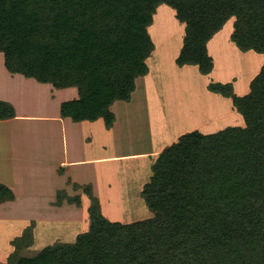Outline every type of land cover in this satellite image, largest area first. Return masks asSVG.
I'll return each instance as SVG.
<instances>
[{"label": "trees", "instance_id": "1", "mask_svg": "<svg viewBox=\"0 0 264 264\" xmlns=\"http://www.w3.org/2000/svg\"><path fill=\"white\" fill-rule=\"evenodd\" d=\"M160 4L185 23L177 61L213 67L207 42L231 17L239 49L264 52V0H0V53L11 73L54 88L74 87L61 102L73 121L115 119L148 72V26ZM232 96L243 124L217 122L164 147L142 190L152 217L129 223L102 214L93 198L90 224L72 243L49 245L14 264H264V64ZM15 114L0 100V118ZM13 196L0 183V202Z\"/></svg>", "mask_w": 264, "mask_h": 264}, {"label": "rangeland", "instance_id": "2", "mask_svg": "<svg viewBox=\"0 0 264 264\" xmlns=\"http://www.w3.org/2000/svg\"><path fill=\"white\" fill-rule=\"evenodd\" d=\"M234 22L235 17L228 19L208 40L207 51L213 58V67L208 73H203L198 64H181L177 61L183 46L186 25L177 17L176 10L167 4H160L156 8L153 21L148 26V33L154 45L146 59L149 77L148 72L137 77L140 87L133 94L135 103L140 102L138 107L142 105L143 100L145 103L146 98L148 103L150 98L147 105V110L150 107V128L145 109L139 114V119L135 120V123H138L137 131L135 132L137 126L133 125V122L132 128L125 127L126 142L120 140L118 147L106 144L103 141L105 134L99 132V128L87 132L93 141L91 144H84L88 155L104 156L94 163L96 174L103 182L100 184L101 202L95 195L92 182H82L79 176L72 178L65 174L66 169L70 171L71 168H79L77 161H69L59 171L65 179L56 184L58 186L52 196V182L44 184L46 182L36 179L26 183L16 181L28 197L20 195L16 198L13 194L0 202V264H14L20 256H33L49 245L74 242L76 237L89 227V207L93 198H96L100 205L102 214L113 221L129 223L154 215L146 205L140 190L144 186V183L141 184L143 177L147 181L151 178L152 164L158 156L156 152L150 153L148 169L145 158L137 160L138 163L144 164L137 167L134 159L130 161L123 157L122 160L113 161V158L106 157L132 149L150 147L154 150L156 145L153 140L159 139L158 149L154 150L158 151L168 146L174 136L176 140L182 134L207 122L218 121L219 126L243 124L239 120L236 123L231 121V113L239 116L232 96L222 95L208 87L214 82L230 83L233 93H242L264 64V52L253 49L244 51L234 43L231 38ZM2 65L4 67L3 62ZM3 67L0 66V75ZM31 80V84L37 82L33 78ZM28 87L27 100L23 101H27L32 109H39L41 104L46 103L43 102L45 98L30 94L31 86ZM38 92L48 96L47 89ZM44 106L45 109L40 110L52 111L48 109L47 103ZM118 115L126 120L121 112ZM85 133L86 130L82 128V134ZM96 161H102L99 164L100 170ZM134 168L137 171L142 169L137 178L129 174ZM110 185L117 189L112 190ZM113 209L117 211L111 214Z\"/></svg>", "mask_w": 264, "mask_h": 264}, {"label": "crops", "instance_id": "3", "mask_svg": "<svg viewBox=\"0 0 264 264\" xmlns=\"http://www.w3.org/2000/svg\"><path fill=\"white\" fill-rule=\"evenodd\" d=\"M2 62L4 63V57L3 54L0 53V66L3 67ZM4 67L2 68L0 75V100L10 102L15 109V114L11 117L0 118V183L6 184L12 190L14 196L18 198L20 195H24L25 197L28 196H26L23 190L19 188L20 186L16 181L26 183L30 180L36 179L40 180V182H46L44 184H51L50 182H52L50 187V196H52L55 193L54 190L58 186L56 184H60V182L65 179L62 172L59 173V171L69 161H77L79 168H71L70 171L66 169V171H64L65 174L70 175L72 178L79 176L82 182H92L91 184L95 190V195L101 202L100 184L103 182L100 176L96 174L97 169L94 168V163L95 160L104 158V156L90 157V155H88V150L84 149V144L86 142L89 144L93 143L88 134L93 128H99V132L105 134L103 141L106 144L113 146H117L120 140L126 142L127 137L124 134L126 131L125 127L130 126L132 128L133 125L136 124L137 127L135 132L137 131L138 123H135V120L139 119V114L142 110H147V105L150 102V98H148V103L146 98L145 103L143 100L141 103L142 105H139L138 107L140 102L135 103L136 101H134L133 94L140 87L137 82L139 78L136 79V88L132 92L130 100H117L111 106V109L115 114V119L113 124L110 127H107L103 118H98L94 121H73L70 117L61 116V102L76 97V88L68 87L58 89L45 83L39 82V84H37L38 81H34V84H31L33 81L31 78L24 77L18 73L9 74L10 72ZM149 73L150 71H148V77ZM28 86H31V92L28 90L29 93L39 95L42 99L45 98L46 100L44 99L43 102H46L49 107L48 109H52V111L43 112V110H40L45 109L44 105L46 103L41 104L39 109H32L30 105L27 104V101H23V99L27 100L26 95L27 89H29ZM43 89L48 90V96H43L40 93L41 91L38 92ZM32 90L35 92H32ZM120 112L126 120H123V118L118 115ZM233 113H231L233 115L231 116V121L234 123L238 120L241 121L240 116H235ZM147 118L148 128H150V107L147 110ZM132 122L134 123L133 125ZM212 123L214 124L215 122H207L205 125L197 128H203ZM82 128L86 130L85 135L82 134ZM147 139L150 140V137ZM174 140L175 136L167 145L171 144ZM153 144L156 145L154 150H157L159 139L153 140ZM162 149L158 151L151 150L150 147H148V149H132L114 153L106 158H113V161L122 160L123 157L130 161L134 159L137 162L135 163L137 167L140 164L137 160L145 158L148 169L151 160L150 153L156 152L158 155V152ZM101 162L102 161H98L96 163L99 170V164ZM93 168L95 169V172ZM131 170L132 171L128 173L135 178L138 177L139 171H142L141 168H139L138 171L136 168ZM146 182L147 180H144L143 177L141 184H145ZM110 188L113 190L115 187L110 185ZM104 209L106 210L105 207ZM112 211H110L111 214L117 210L113 209Z\"/></svg>", "mask_w": 264, "mask_h": 264}]
</instances>
